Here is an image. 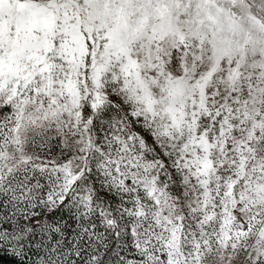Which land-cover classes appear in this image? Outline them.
Instances as JSON below:
<instances>
[{
  "label": "snow or ice",
  "instance_id": "obj_1",
  "mask_svg": "<svg viewBox=\"0 0 264 264\" xmlns=\"http://www.w3.org/2000/svg\"><path fill=\"white\" fill-rule=\"evenodd\" d=\"M264 264V0H0V264Z\"/></svg>",
  "mask_w": 264,
  "mask_h": 264
},
{
  "label": "trees",
  "instance_id": "obj_2",
  "mask_svg": "<svg viewBox=\"0 0 264 264\" xmlns=\"http://www.w3.org/2000/svg\"><path fill=\"white\" fill-rule=\"evenodd\" d=\"M3 264H10L8 257H4Z\"/></svg>",
  "mask_w": 264,
  "mask_h": 264
}]
</instances>
